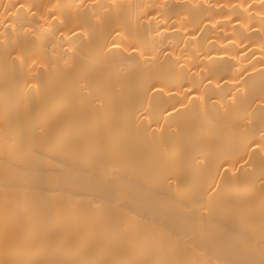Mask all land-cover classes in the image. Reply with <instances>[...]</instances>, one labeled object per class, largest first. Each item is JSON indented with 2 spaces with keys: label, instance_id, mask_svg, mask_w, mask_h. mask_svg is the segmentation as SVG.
<instances>
[{
  "label": "bare ground",
  "instance_id": "1",
  "mask_svg": "<svg viewBox=\"0 0 264 264\" xmlns=\"http://www.w3.org/2000/svg\"><path fill=\"white\" fill-rule=\"evenodd\" d=\"M0 264H264V0H0Z\"/></svg>",
  "mask_w": 264,
  "mask_h": 264
}]
</instances>
